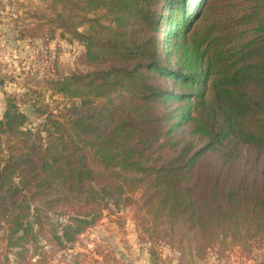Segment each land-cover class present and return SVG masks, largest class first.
<instances>
[{
  "label": "trees",
  "instance_id": "1",
  "mask_svg": "<svg viewBox=\"0 0 264 264\" xmlns=\"http://www.w3.org/2000/svg\"><path fill=\"white\" fill-rule=\"evenodd\" d=\"M43 2L32 18L51 16L92 67L49 81L69 104L36 97V127L8 99L0 264L134 206L183 255L264 244V0Z\"/></svg>",
  "mask_w": 264,
  "mask_h": 264
},
{
  "label": "rangeland",
  "instance_id": "2",
  "mask_svg": "<svg viewBox=\"0 0 264 264\" xmlns=\"http://www.w3.org/2000/svg\"><path fill=\"white\" fill-rule=\"evenodd\" d=\"M46 5L43 0H0V119L11 99L28 117L27 125L36 127L42 121L31 106L36 97L56 112L69 104L52 95L49 81L92 67L85 47L69 35L62 36L57 25L48 23L51 16L42 22L32 18L35 11H45ZM151 220L140 206L105 210L101 219L66 249L40 235L42 251L35 253L31 244L27 248L31 258L17 260L22 264H36L44 257L45 264H264V244L259 243H253L250 250L217 245L203 258L188 252L183 255L168 239L155 235L161 228L156 230ZM8 256L14 259L13 254Z\"/></svg>",
  "mask_w": 264,
  "mask_h": 264
},
{
  "label": "crops",
  "instance_id": "3",
  "mask_svg": "<svg viewBox=\"0 0 264 264\" xmlns=\"http://www.w3.org/2000/svg\"><path fill=\"white\" fill-rule=\"evenodd\" d=\"M7 35L10 37V35L8 34V32L6 31Z\"/></svg>",
  "mask_w": 264,
  "mask_h": 264
}]
</instances>
